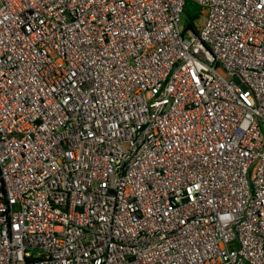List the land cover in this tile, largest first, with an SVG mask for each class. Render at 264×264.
Instances as JSON below:
<instances>
[{"label":"built area","instance_id":"1","mask_svg":"<svg viewBox=\"0 0 264 264\" xmlns=\"http://www.w3.org/2000/svg\"><path fill=\"white\" fill-rule=\"evenodd\" d=\"M0 264H264V0H0Z\"/></svg>","mask_w":264,"mask_h":264},{"label":"rangeland","instance_id":"2","mask_svg":"<svg viewBox=\"0 0 264 264\" xmlns=\"http://www.w3.org/2000/svg\"><path fill=\"white\" fill-rule=\"evenodd\" d=\"M199 9H200L199 6L194 5L190 1H188L186 4L187 14L189 16L194 17L193 18L194 24L197 26H200V25L202 26V23L204 22L205 18L203 16V12H201V10H199ZM181 24L184 26L189 24L186 13L182 16Z\"/></svg>","mask_w":264,"mask_h":264},{"label":"trees","instance_id":"3","mask_svg":"<svg viewBox=\"0 0 264 264\" xmlns=\"http://www.w3.org/2000/svg\"><path fill=\"white\" fill-rule=\"evenodd\" d=\"M185 13H186V15H187V18H188V22H189V24L188 25H192V22H193V18L194 17H192V16H189L188 14H187V11L185 10Z\"/></svg>","mask_w":264,"mask_h":264}]
</instances>
